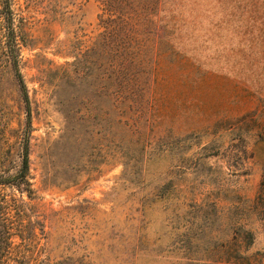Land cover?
Returning <instances> with one entry per match:
<instances>
[{"label": "rangeland", "instance_id": "374dc122", "mask_svg": "<svg viewBox=\"0 0 264 264\" xmlns=\"http://www.w3.org/2000/svg\"><path fill=\"white\" fill-rule=\"evenodd\" d=\"M12 6L28 102L0 44V264H264V0L108 14V61L99 0ZM26 127L31 196L8 179Z\"/></svg>", "mask_w": 264, "mask_h": 264}, {"label": "trees", "instance_id": "16d2710c", "mask_svg": "<svg viewBox=\"0 0 264 264\" xmlns=\"http://www.w3.org/2000/svg\"><path fill=\"white\" fill-rule=\"evenodd\" d=\"M160 0H99L101 13L104 18L102 19V25L104 26V30L99 33L98 38L96 40V47H97V57H100L102 53H107V61H108V14H127V23L129 24L130 30H135L139 27L142 23L151 22V17H144L141 18V14H152V4H158ZM15 11L12 6V0H0V44L1 47L6 49L11 56V69L17 81L19 83V87L21 93L23 95L24 100L26 103L28 102V96L26 92V86L23 81L21 72L18 69L17 62L15 60V56L18 52L19 45H18V35H17V28L18 24L15 23ZM146 20V21H144ZM131 38V36H129ZM131 59H135V55L131 56ZM122 65V64H119ZM108 66V64H107ZM121 69V68H119ZM108 71V67H107ZM108 78V72H107ZM123 78V77H122ZM125 78H123L124 81ZM122 83V87L125 85L131 87V84L128 81L120 82ZM119 83V84H120ZM134 85V84H132ZM112 86V84H111ZM110 86V88H111ZM108 87V85H107ZM120 85L117 84L114 88H111L108 92V95L114 94L115 100H117V95L122 91L120 90ZM119 102V101H118ZM114 107H117L118 104H114ZM27 105V104H26ZM26 125H29V110H27V118H26ZM27 136H28V129L27 127L24 130V139L22 144V157L20 161V167L18 169V173H14L8 176V179H14V183L16 188L22 190V183H26L25 190L29 196L32 195L33 190L30 187V182L25 180L23 182V175L29 168V156H28V144H27ZM225 262L222 263V260H215L211 264H235L238 262L231 261V260H224Z\"/></svg>", "mask_w": 264, "mask_h": 264}]
</instances>
